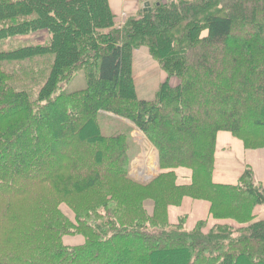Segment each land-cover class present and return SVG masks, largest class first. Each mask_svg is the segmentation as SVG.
<instances>
[{"label":"trees","instance_id":"obj_1","mask_svg":"<svg viewBox=\"0 0 264 264\" xmlns=\"http://www.w3.org/2000/svg\"><path fill=\"white\" fill-rule=\"evenodd\" d=\"M116 23L108 0H0V44L46 35L0 46V264H264V186L249 168L212 180L218 133L264 149V0H153ZM141 47L165 75L151 100L133 81ZM101 112L153 145L151 183L129 176V139L103 135ZM185 197L211 227L168 222Z\"/></svg>","mask_w":264,"mask_h":264},{"label":"rangeland","instance_id":"obj_2","mask_svg":"<svg viewBox=\"0 0 264 264\" xmlns=\"http://www.w3.org/2000/svg\"><path fill=\"white\" fill-rule=\"evenodd\" d=\"M136 15V14H135ZM130 15H125L121 17H117L116 19V24L117 25H122L124 22H126L127 17ZM134 16V15H131ZM118 26V27H120ZM46 38V35H33L29 36L27 38L24 37H18L16 39L6 41L0 46L3 49H12L18 46V42H23L24 40H28L30 42H34L37 44H42ZM22 45V43L20 44ZM34 65H37L36 62H32ZM25 62H20L15 66V68H20L22 66H25ZM139 72V71H138ZM140 74H150V68L146 69L144 67L143 69L140 70ZM133 75V73H132ZM163 79L161 80V83L164 81L165 75L164 73L162 74ZM27 78L26 76H23L22 79ZM141 78V77H140ZM139 78V81H140ZM134 81V78H133ZM24 82H27L24 81ZM137 76H135V90H136V95L138 99H143V100H151L153 99L155 93H153V88L150 90V94L144 95L141 91H144V88L148 87L145 84L139 83ZM160 83V84H161ZM174 85L176 84V81L173 79ZM80 83L73 82L72 84H67L64 86V90L70 92L75 89H79ZM34 93H36V89L33 90ZM140 91V93H139ZM157 91V90H156ZM98 121L100 124V129L103 135L105 136H113L117 134H124L127 135L129 139V158H130V167H129V176L134 177L133 179L137 181L139 184L147 185L151 183L154 179H156L160 173H162L160 166H159V159L158 153L156 152L155 148L153 145L148 141L146 136L141 132L137 126L132 123L131 121L115 116L110 113L106 112H101L98 115ZM226 133V132H225ZM235 138V137H234ZM158 159V160H157ZM249 167V166H248ZM248 169V168H246ZM245 169V170H246ZM252 170L251 168H249ZM214 171L213 170V182L214 180ZM177 177L178 181L177 184H184L187 185L188 183L190 184L191 182V175L190 171L187 170H177ZM244 172V171H243ZM243 172L238 178V181L240 177L242 176ZM253 173V171H252ZM238 181L236 184H233V186L237 185ZM220 184V183H218ZM255 184V182H254ZM227 185V184H225ZM230 185V184H228ZM143 206L146 210V212L151 215L153 213V202L150 200H145L143 202ZM62 211L68 215L71 219L73 218V215L70 213V211L66 208V206H61ZM167 218L168 222L172 225H177L180 221H182V228L187 231H192L195 229L196 225L204 221L207 226L211 227L213 223V218L210 216V208L209 204L201 199H192L189 197L183 198L179 206H169L167 209ZM202 231L207 232V230L202 229ZM83 241L81 236H75V237H65L64 243L70 246L73 245H79Z\"/></svg>","mask_w":264,"mask_h":264},{"label":"crops","instance_id":"obj_3","mask_svg":"<svg viewBox=\"0 0 264 264\" xmlns=\"http://www.w3.org/2000/svg\"><path fill=\"white\" fill-rule=\"evenodd\" d=\"M108 1L110 10L116 19L117 17L125 15L131 16L143 12L144 9H146L144 6L149 4L150 8L153 0ZM144 67H146V69L150 68V74L139 73ZM132 73L134 82L135 76H137V84L142 83L148 86L144 88V91H141L142 93L144 92V95L150 94V90L152 88L153 93H155L161 83V80L163 79V72L158 67L156 61L149 55L145 47L133 50ZM246 168L252 169L255 185L264 186V149H245L243 143L234 138L231 134L225 132L218 133L214 162L215 182L227 185L236 184L239 176ZM257 215L260 218L264 216L263 207H259L257 209Z\"/></svg>","mask_w":264,"mask_h":264},{"label":"water","instance_id":"obj_4","mask_svg":"<svg viewBox=\"0 0 264 264\" xmlns=\"http://www.w3.org/2000/svg\"><path fill=\"white\" fill-rule=\"evenodd\" d=\"M146 9H144V11H147V10H149L150 8H149V4H146L145 6H144ZM158 158V157H157ZM158 160V159H157ZM134 178V177H133Z\"/></svg>","mask_w":264,"mask_h":264}]
</instances>
